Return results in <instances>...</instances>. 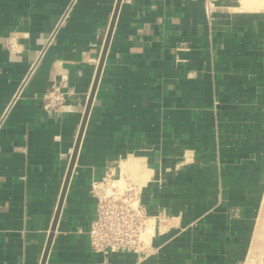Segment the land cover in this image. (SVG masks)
I'll list each match as a JSON object with an SVG mask.
<instances>
[{"label":"crops","instance_id":"crops-1","mask_svg":"<svg viewBox=\"0 0 264 264\" xmlns=\"http://www.w3.org/2000/svg\"><path fill=\"white\" fill-rule=\"evenodd\" d=\"M47 93L61 109L44 108ZM1 120L0 264L264 257V10L0 0ZM106 175L136 187L153 224L147 255L91 250L93 183Z\"/></svg>","mask_w":264,"mask_h":264},{"label":"built area","instance_id":"built-area-1","mask_svg":"<svg viewBox=\"0 0 264 264\" xmlns=\"http://www.w3.org/2000/svg\"><path fill=\"white\" fill-rule=\"evenodd\" d=\"M42 102L45 109L59 110L64 98L60 93H47ZM113 182L110 175H106L100 182L93 183L97 202L95 217L88 230L90 248L104 258L124 253L147 255L152 249L151 219L131 182L124 181L122 186Z\"/></svg>","mask_w":264,"mask_h":264},{"label":"water","instance_id":"water-1","mask_svg":"<svg viewBox=\"0 0 264 264\" xmlns=\"http://www.w3.org/2000/svg\"><path fill=\"white\" fill-rule=\"evenodd\" d=\"M89 106H90V105H88V107H87V110H86V113H85V117H84V119H83V123H82V126H81L80 134H79V137H78V139H77L76 148H75V151H74L73 156H72V160H71V163H70V168H69V171H68V174H67V179H66V182H65V185H64V189H63V192H62V195H61V199H60V203H59V206H58V210H57L56 218H57L58 213H59L60 208H61V204H62V201H63V197H64V192H65V188H66L67 180L69 179V177H70V175H71V171H72V168H73V164H74V160H75V156H76L77 148H78V145H79V142H80V136H81V133H82L83 128H84V125H85V121H86V117H87V114H88ZM56 218H55V221H54V223H53L52 231H53L54 228H55ZM52 238H53V234L51 233V235L49 236V239H48L47 245H46V249H45V253H44V260H43V262L45 261V259H46V257H47V254H48V252H49L50 245H51V242H52ZM42 264H43V263H42Z\"/></svg>","mask_w":264,"mask_h":264},{"label":"bare ground","instance_id":"bare-ground-1","mask_svg":"<svg viewBox=\"0 0 264 264\" xmlns=\"http://www.w3.org/2000/svg\"><path fill=\"white\" fill-rule=\"evenodd\" d=\"M242 5L246 10H264V0H242ZM114 185H118L117 182Z\"/></svg>","mask_w":264,"mask_h":264},{"label":"rangeland","instance_id":"rangeland-1","mask_svg":"<svg viewBox=\"0 0 264 264\" xmlns=\"http://www.w3.org/2000/svg\"><path fill=\"white\" fill-rule=\"evenodd\" d=\"M242 1V0H241ZM119 186H122L123 185V181H121L120 183H117ZM250 264V263H249ZM255 264H264V257H259L257 260H256V263Z\"/></svg>","mask_w":264,"mask_h":264}]
</instances>
